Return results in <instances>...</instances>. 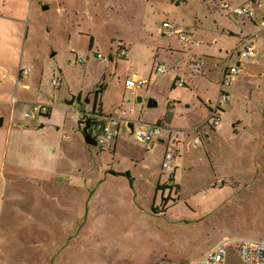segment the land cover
<instances>
[{
	"label": "rangeland",
	"instance_id": "obj_1",
	"mask_svg": "<svg viewBox=\"0 0 264 264\" xmlns=\"http://www.w3.org/2000/svg\"><path fill=\"white\" fill-rule=\"evenodd\" d=\"M16 1L26 19L0 22V241L8 234L11 245L0 244V264H191L224 237L264 239V1L248 0L252 19L229 12L247 0ZM163 21L202 42L184 50ZM242 37L258 62L225 87L213 125L221 71ZM118 43L126 56L112 54ZM20 67L28 77L15 80ZM133 73L148 79L134 92L124 85ZM35 104L47 111L24 116ZM94 108L161 131L143 141L121 124L114 148L87 143L75 129ZM173 139L174 169H164ZM228 259L242 264L233 244Z\"/></svg>",
	"mask_w": 264,
	"mask_h": 264
},
{
	"label": "built area",
	"instance_id": "obj_2",
	"mask_svg": "<svg viewBox=\"0 0 264 264\" xmlns=\"http://www.w3.org/2000/svg\"><path fill=\"white\" fill-rule=\"evenodd\" d=\"M256 6L262 5L264 0H250ZM250 1H245L238 4L232 8H229V2L227 0L221 1V7L223 9L229 8V12L235 16H240L245 19H252L254 16V8ZM264 24V21H263ZM162 29H165V33L168 36L177 35L178 40L184 46L185 50L189 46H196L202 41L195 38L191 32L185 30L183 27L169 22H162ZM243 47L237 51V59L235 63L228 64L227 60L230 58L231 54L228 55L226 61L222 68V74L219 81V92L217 101L212 108L209 110V118L211 119L213 125H217L220 122V112L223 108V104L229 100L228 91L225 89L229 86L230 81L236 79L237 75L242 72L244 63L253 61L257 56V50L253 43L247 41V37H242L238 43H236V48L241 44ZM128 53V46L123 43H118L116 48L112 50V54L116 56H126ZM95 58H103L102 53L96 52ZM254 58V59H253ZM76 61L83 62V53L76 54ZM203 64H205V59L200 57H195L190 60L191 68L195 71H200ZM157 73H164L166 71L165 67L156 63L154 69ZM24 73V75H23ZM28 73V69H19L18 78L21 75L25 76ZM178 78L175 77V80ZM179 84L183 82L178 81ZM148 84V79L132 74L130 77H126L124 80V85L134 92L136 89L146 86ZM53 86H59V80H52ZM47 111V107L44 104H35L29 108L28 111L24 112V116H29L30 113H42ZM129 112H133V108L129 109ZM129 122L133 124L132 129L128 126ZM123 124L129 131L135 133L136 138L143 141H152L161 131V126L159 124H154L152 126H140L138 127V122L131 118L130 114H127L126 110L116 109V111H104L102 108L93 109L92 112L88 114H82L77 119L76 131H81L86 127L87 131L94 137L96 144L100 146H108L114 148L113 141L119 135V127ZM201 125L196 126L198 129ZM177 139H173L170 143H166V151L163 155L162 167L164 169H174L171 160L174 153L178 151ZM200 142L199 136L194 137V143L198 144ZM234 245V248L238 252L239 258L242 264H264V239H253L247 237L239 238H222L213 246H211L200 259L192 262L191 264H229L228 254L230 245Z\"/></svg>",
	"mask_w": 264,
	"mask_h": 264
},
{
	"label": "crops",
	"instance_id": "obj_3",
	"mask_svg": "<svg viewBox=\"0 0 264 264\" xmlns=\"http://www.w3.org/2000/svg\"><path fill=\"white\" fill-rule=\"evenodd\" d=\"M6 13V14H5ZM26 13L23 11V8H22V6L21 5H19L18 3H17V1L16 0H0V22H1V19L2 18H4V17H6V18H10V19H12L13 21H14V24H16V25H18V26H20V24L26 19ZM263 21H264V18L262 17V20H261V23L263 24ZM1 26L2 25H0V37L2 36V35H4V33H5V31H3L2 30V28H1ZM10 35L12 36L13 35V29H10ZM178 42L180 43V41L178 40ZM181 44V43H180ZM182 47H183V45H182ZM172 46L171 45H169L168 44V49L171 51L172 50ZM184 48V47H183ZM184 50H185V48H184ZM169 51V52H170ZM173 51V50H172ZM257 62H258V60H257V58H255L253 61H252V63L251 64H257ZM19 69H27V68H22V67H20ZM19 69H18V71H17V74H16V76L14 75V77H15V80H19V79H26L28 76V73L25 75V76H23L24 75V73H23V75H21L20 76V78H18V75H19ZM222 72V71H221ZM201 73H203V71H201ZM133 74H136V73H133ZM136 75H138V74H136ZM13 76V75H12ZM139 76V75H138ZM2 83V81L0 80V84ZM21 86H23V87H25V88H29V83H27V82H22L21 83ZM258 88H260L261 89V99L263 100L264 99V94L262 95V93H264V82L261 84V85H259V87ZM260 89H258V90H260ZM139 99H140V96L138 97ZM261 100V101H262ZM208 101V103L211 101L210 99H208L207 100ZM257 101V100H256ZM228 102V101H227ZM207 106V105H206ZM207 108H209V105L207 106ZM257 114L258 113H261V117H258V120L259 121H263V124H264V101H263V108H261L260 109V111L258 112H256ZM205 136H207V133H205ZM159 141H165V140H162V138H159ZM261 146L262 147H264V135H263V138H262V142H261ZM60 175H55L54 177L56 178V177H58V179H61L60 177H59ZM63 180H64V177H63ZM55 183H56V181H55ZM50 190H52V189H49L47 192H51ZM52 194V193H51ZM49 196V195H48ZM51 196V195H50ZM52 197V196H51ZM6 233H8V232H6ZM5 232H4V234H6ZM7 239L9 240V236H8V234H6L5 235V237H3V240L2 241H0V244L1 245H6V247H10L11 245H9V243H8V241H7ZM45 245H50L49 243H46ZM52 245V244H51ZM14 246H16V244L14 245ZM2 250V249H1ZM49 262V264H50V261H48ZM51 264H53V262H51Z\"/></svg>",
	"mask_w": 264,
	"mask_h": 264
},
{
	"label": "water",
	"instance_id": "obj_4",
	"mask_svg": "<svg viewBox=\"0 0 264 264\" xmlns=\"http://www.w3.org/2000/svg\"><path fill=\"white\" fill-rule=\"evenodd\" d=\"M66 102H69V101H66ZM152 104H154V100L149 99L148 105H152ZM0 123H1V117H0ZM128 126L132 129L133 124L129 122ZM80 132L82 133V136L87 143L94 144V145L96 144L94 137L87 131L86 127H84ZM160 264H168V263L163 262Z\"/></svg>",
	"mask_w": 264,
	"mask_h": 264
},
{
	"label": "trees",
	"instance_id": "obj_5",
	"mask_svg": "<svg viewBox=\"0 0 264 264\" xmlns=\"http://www.w3.org/2000/svg\"><path fill=\"white\" fill-rule=\"evenodd\" d=\"M169 179H171L172 180V182H173V180H174V178L171 176Z\"/></svg>",
	"mask_w": 264,
	"mask_h": 264
}]
</instances>
